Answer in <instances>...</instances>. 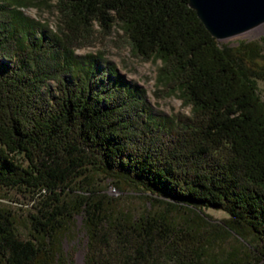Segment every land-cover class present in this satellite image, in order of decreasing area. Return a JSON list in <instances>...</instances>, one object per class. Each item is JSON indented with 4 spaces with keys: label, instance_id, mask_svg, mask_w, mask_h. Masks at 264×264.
Masks as SVG:
<instances>
[{
    "label": "trees",
    "instance_id": "16d2710c",
    "mask_svg": "<svg viewBox=\"0 0 264 264\" xmlns=\"http://www.w3.org/2000/svg\"><path fill=\"white\" fill-rule=\"evenodd\" d=\"M94 25L160 60L156 95L189 113L156 112L101 51L78 55ZM263 61L261 42L216 40L188 0H0V187L31 201L27 234L0 205V264H73L79 231L83 264H264ZM110 187L147 204L118 206ZM177 207L228 216L179 228ZM231 230L248 246L217 250Z\"/></svg>",
    "mask_w": 264,
    "mask_h": 264
},
{
    "label": "rangeland",
    "instance_id": "374dc122",
    "mask_svg": "<svg viewBox=\"0 0 264 264\" xmlns=\"http://www.w3.org/2000/svg\"><path fill=\"white\" fill-rule=\"evenodd\" d=\"M25 15L38 19L42 22H46L48 27L52 30L56 28L57 17L55 11L52 8H36L29 7L23 9ZM94 31L97 33L93 44L85 46L81 49H76L78 55L84 54L86 52L95 53L101 51L104 54V58L111 61L117 68L118 73H120L126 80H130L136 83L138 86L143 87L146 90V99L154 107L156 112L163 114H171L176 112H182L188 114L190 107L188 105H183L181 98L176 94H166L159 93L156 95L155 86V76L158 66L161 64L160 60L151 58L144 59L140 56L134 54L131 50L130 43L124 36H116L114 29L111 30L110 34L101 38L99 36V27L97 25L93 26ZM264 24L256 27L250 31L242 33L238 36L227 38L221 40L229 45H236L239 40H257L263 45L264 52ZM264 62V61H263ZM257 92L264 102V78L258 79L256 81ZM51 85H54L51 82ZM109 194L111 197L117 199V205L121 207H129L134 211H139L143 208L146 203V198L143 197L142 192L127 191L121 193L114 190L113 187L110 188ZM0 205L11 206L15 212L17 218V226L21 233L27 234V221L26 214L31 208V201L21 196L19 192L15 190H9L0 187ZM196 213L204 215L212 222L222 223L223 219L227 218V213L220 209H215L212 207L198 209L195 211H190L184 207H177L174 212V219H176L179 224L178 227H182L184 219L188 218L190 222H195ZM82 217L79 215L76 219V225L78 230L81 227ZM218 238V237H217ZM250 238V237H248ZM78 244L74 245L73 239L64 240V250L74 257L73 264H83L84 258V241L85 237L82 232L79 231L77 235ZM217 245H214L217 250L221 248L230 249L233 246L244 244L248 246L247 240L242 239V237L235 231L231 230L228 235L224 238L217 239Z\"/></svg>",
    "mask_w": 264,
    "mask_h": 264
},
{
    "label": "water",
    "instance_id": "95a60500",
    "mask_svg": "<svg viewBox=\"0 0 264 264\" xmlns=\"http://www.w3.org/2000/svg\"><path fill=\"white\" fill-rule=\"evenodd\" d=\"M188 4L218 41L264 24V0H188Z\"/></svg>",
    "mask_w": 264,
    "mask_h": 264
},
{
    "label": "built area",
    "instance_id": "2783aa9c",
    "mask_svg": "<svg viewBox=\"0 0 264 264\" xmlns=\"http://www.w3.org/2000/svg\"><path fill=\"white\" fill-rule=\"evenodd\" d=\"M111 188V187H110Z\"/></svg>",
    "mask_w": 264,
    "mask_h": 264
}]
</instances>
